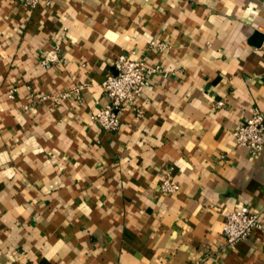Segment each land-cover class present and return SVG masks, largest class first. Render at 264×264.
Returning <instances> with one entry per match:
<instances>
[{
    "label": "crops",
    "instance_id": "1",
    "mask_svg": "<svg viewBox=\"0 0 264 264\" xmlns=\"http://www.w3.org/2000/svg\"><path fill=\"white\" fill-rule=\"evenodd\" d=\"M263 34L264 0H0V264H264L262 230L223 232L264 222V150L234 135L264 114ZM122 53L161 71L108 131Z\"/></svg>",
    "mask_w": 264,
    "mask_h": 264
},
{
    "label": "built area",
    "instance_id": "2",
    "mask_svg": "<svg viewBox=\"0 0 264 264\" xmlns=\"http://www.w3.org/2000/svg\"><path fill=\"white\" fill-rule=\"evenodd\" d=\"M20 1L30 8L42 4V0ZM158 45L162 49L166 47L164 43ZM262 46L264 47V41ZM115 68L116 73L110 74L102 83L111 103L91 115L95 122L108 131L120 128L119 112L134 106L137 98L150 83L152 75L161 71L158 65H148L146 58H135L129 53H122L117 57ZM234 135L239 144L250 148L252 154H261L264 150V114L253 112L235 130ZM161 188L166 193H175L179 191L180 184L167 176L163 178ZM256 228L264 232V222L261 221L259 213L252 211L249 206L243 205L225 212L223 232L228 246H234L250 237Z\"/></svg>",
    "mask_w": 264,
    "mask_h": 264
},
{
    "label": "water",
    "instance_id": "3",
    "mask_svg": "<svg viewBox=\"0 0 264 264\" xmlns=\"http://www.w3.org/2000/svg\"><path fill=\"white\" fill-rule=\"evenodd\" d=\"M263 38H264V34H263ZM255 43L258 44V43H260V42L257 41V42H255Z\"/></svg>",
    "mask_w": 264,
    "mask_h": 264
}]
</instances>
